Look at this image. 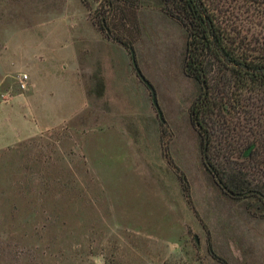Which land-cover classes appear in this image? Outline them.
<instances>
[{"label": "rangeland", "instance_id": "1", "mask_svg": "<svg viewBox=\"0 0 264 264\" xmlns=\"http://www.w3.org/2000/svg\"><path fill=\"white\" fill-rule=\"evenodd\" d=\"M142 1L0 0V264H264L261 203L202 161L186 30Z\"/></svg>", "mask_w": 264, "mask_h": 264}, {"label": "trees", "instance_id": "2", "mask_svg": "<svg viewBox=\"0 0 264 264\" xmlns=\"http://www.w3.org/2000/svg\"><path fill=\"white\" fill-rule=\"evenodd\" d=\"M99 1L115 12L144 4ZM156 2L186 30L183 70L198 84L189 115L204 166L223 192L260 202L264 214V0Z\"/></svg>", "mask_w": 264, "mask_h": 264}, {"label": "water", "instance_id": "3", "mask_svg": "<svg viewBox=\"0 0 264 264\" xmlns=\"http://www.w3.org/2000/svg\"><path fill=\"white\" fill-rule=\"evenodd\" d=\"M132 56H133V64H134V67L137 69V64H136V61H135V58H134V53L132 52ZM153 103L157 106V102H156V98L155 96L153 95ZM161 115V113H160Z\"/></svg>", "mask_w": 264, "mask_h": 264}]
</instances>
